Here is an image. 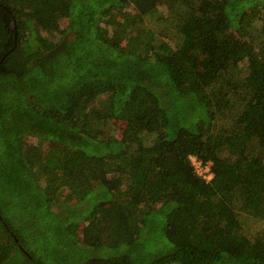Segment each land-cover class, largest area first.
<instances>
[{"label":"trees","instance_id":"16d2710c","mask_svg":"<svg viewBox=\"0 0 264 264\" xmlns=\"http://www.w3.org/2000/svg\"><path fill=\"white\" fill-rule=\"evenodd\" d=\"M0 264H264V0H0Z\"/></svg>","mask_w":264,"mask_h":264},{"label":"built area","instance_id":"2783aa9c","mask_svg":"<svg viewBox=\"0 0 264 264\" xmlns=\"http://www.w3.org/2000/svg\"><path fill=\"white\" fill-rule=\"evenodd\" d=\"M193 162H194V165L196 167V170H197V172L199 174L203 175L204 177H206L208 179L211 178V174H209L210 168H209L208 165H203L202 162L197 161L195 158L193 159Z\"/></svg>","mask_w":264,"mask_h":264},{"label":"rangeland","instance_id":"374dc122","mask_svg":"<svg viewBox=\"0 0 264 264\" xmlns=\"http://www.w3.org/2000/svg\"><path fill=\"white\" fill-rule=\"evenodd\" d=\"M197 163H198V162H197ZM197 163H196V164H197ZM258 227H259V226H258V225H256L255 229H257Z\"/></svg>","mask_w":264,"mask_h":264}]
</instances>
